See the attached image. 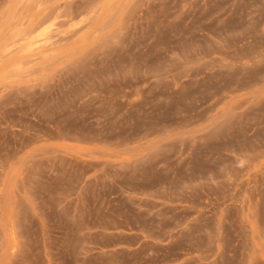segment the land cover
<instances>
[{
	"label": "rangeland",
	"instance_id": "374dc122",
	"mask_svg": "<svg viewBox=\"0 0 264 264\" xmlns=\"http://www.w3.org/2000/svg\"><path fill=\"white\" fill-rule=\"evenodd\" d=\"M0 264H264V0H0Z\"/></svg>",
	"mask_w": 264,
	"mask_h": 264
}]
</instances>
